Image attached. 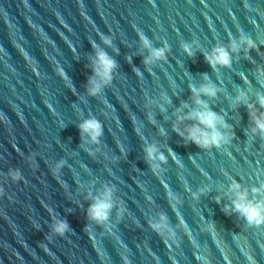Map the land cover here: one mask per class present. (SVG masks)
I'll return each mask as SVG.
<instances>
[{
  "label": "water",
  "instance_id": "95a60500",
  "mask_svg": "<svg viewBox=\"0 0 264 264\" xmlns=\"http://www.w3.org/2000/svg\"><path fill=\"white\" fill-rule=\"evenodd\" d=\"M245 32L252 45L233 49ZM218 47L230 63H208ZM97 49L115 67L92 95ZM203 84L230 126L202 147L187 138L198 122L177 116L199 107L191 89ZM258 94L264 0H0V264H264V222L234 203L264 201ZM88 119L96 143L80 130ZM105 185L100 225L88 197Z\"/></svg>",
  "mask_w": 264,
  "mask_h": 264
},
{
  "label": "clouds",
  "instance_id": "9594fccd",
  "mask_svg": "<svg viewBox=\"0 0 264 264\" xmlns=\"http://www.w3.org/2000/svg\"><path fill=\"white\" fill-rule=\"evenodd\" d=\"M102 40L105 44H110V39L107 37H102ZM141 40L145 47L149 46V42L143 36ZM244 40H248L249 46L252 45V41L249 39L247 32L245 35L237 40L236 43L232 45L233 49L239 48ZM95 47V45H93ZM163 55V50L154 49L151 53V58H160ZM205 59L210 65L215 66L216 64L226 65L231 62L230 53L222 47L214 49L213 53L210 56H206ZM149 62L148 59L145 60V63ZM96 67L93 69L96 76L100 78V82L96 83L92 81V87L89 89V93L95 95L99 92L102 84H107L111 80V71L115 67L114 61L108 57L102 50L97 49L96 59L94 61ZM205 80L207 77L205 76ZM193 96L195 97V103L199 106L197 109H194L192 112L188 113L186 116L181 117L177 116V120L182 119H195L198 123L193 125L191 128L186 129L187 138L198 146H208L211 144H219L224 142L228 138V133H226L221 125H228L225 117L219 113L209 110L208 105L205 101L201 100L199 97L201 94L207 95L209 97L216 94L217 89L211 84H203L199 88L191 89ZM236 100L243 99V97H237ZM235 102V100H234ZM257 102L261 107H264V94L257 95ZM250 108H253L252 105H249ZM177 111H180L178 109ZM252 119L255 122V128L253 131L259 129L261 133H264V112L260 113L259 116L256 115L255 110L250 112ZM80 130L83 133H87L91 142H98V137L101 134V125L95 119L85 120L80 126ZM179 132V129H177ZM182 134V133H181ZM147 158L149 160L153 159V154H156V158L164 161V156L161 153L157 152V149L154 146H148L145 149ZM61 164L63 161L60 162ZM59 167V165L57 166ZM153 167H156L153 165ZM13 178H19L18 173H12ZM253 191H259V189H253ZM114 188L105 185L103 190L99 192L97 196H92L89 194V199L92 203L88 208V216L90 219L94 220L97 224L106 225V221L109 217V212L113 207L112 195ZM246 200L245 193H239V200L235 201L236 210L240 211L249 221L253 222H264V201L260 202H241ZM120 212L123 209L119 210ZM119 214V213H118ZM163 217H161V222L159 224H153L154 229L159 230L163 227ZM68 229V225L65 221H57L54 224L53 232L58 235H63V233Z\"/></svg>",
  "mask_w": 264,
  "mask_h": 264
}]
</instances>
